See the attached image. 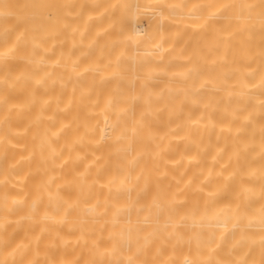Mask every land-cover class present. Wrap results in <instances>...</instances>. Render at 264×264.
<instances>
[{
    "label": "bare ground",
    "instance_id": "1",
    "mask_svg": "<svg viewBox=\"0 0 264 264\" xmlns=\"http://www.w3.org/2000/svg\"><path fill=\"white\" fill-rule=\"evenodd\" d=\"M0 264H264V0H0Z\"/></svg>",
    "mask_w": 264,
    "mask_h": 264
},
{
    "label": "rangeland",
    "instance_id": "2",
    "mask_svg": "<svg viewBox=\"0 0 264 264\" xmlns=\"http://www.w3.org/2000/svg\"><path fill=\"white\" fill-rule=\"evenodd\" d=\"M189 28H190V30L192 31V24H191V25H189ZM191 49H193V48H192V47H190V48H189V50H191ZM192 52H194V50H193Z\"/></svg>",
    "mask_w": 264,
    "mask_h": 264
}]
</instances>
